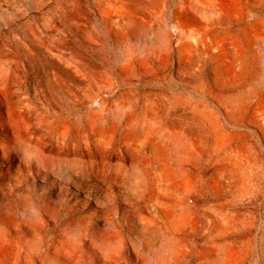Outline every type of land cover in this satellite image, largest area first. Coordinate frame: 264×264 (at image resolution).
Masks as SVG:
<instances>
[{"label":"rangeland","instance_id":"rangeland-1","mask_svg":"<svg viewBox=\"0 0 264 264\" xmlns=\"http://www.w3.org/2000/svg\"><path fill=\"white\" fill-rule=\"evenodd\" d=\"M0 264H264V0H0Z\"/></svg>","mask_w":264,"mask_h":264},{"label":"bare ground","instance_id":"bare-ground-1","mask_svg":"<svg viewBox=\"0 0 264 264\" xmlns=\"http://www.w3.org/2000/svg\"><path fill=\"white\" fill-rule=\"evenodd\" d=\"M185 38V37H184ZM183 39V38H182ZM184 40V39H183ZM185 41V40H184ZM186 42V41H185ZM188 46L189 44L186 43ZM246 95V94H245ZM244 95V96H245ZM242 100V99H241ZM234 102V101H233ZM209 120L212 121V119L209 117ZM151 125V122H150ZM170 138V143L172 147H178L179 150L182 151V153L185 155L186 154V147H187V141L180 135V134H171ZM18 141V140H17ZM188 148V147H187ZM177 226H180V223L177 222ZM167 261V260H166Z\"/></svg>","mask_w":264,"mask_h":264}]
</instances>
